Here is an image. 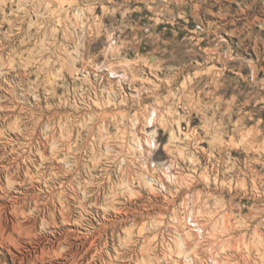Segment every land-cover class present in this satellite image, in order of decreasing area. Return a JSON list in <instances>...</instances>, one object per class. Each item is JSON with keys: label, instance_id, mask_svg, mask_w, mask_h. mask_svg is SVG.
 Returning <instances> with one entry per match:
<instances>
[{"label": "rangeland", "instance_id": "374dc122", "mask_svg": "<svg viewBox=\"0 0 264 264\" xmlns=\"http://www.w3.org/2000/svg\"><path fill=\"white\" fill-rule=\"evenodd\" d=\"M0 224V264H264V0H0Z\"/></svg>", "mask_w": 264, "mask_h": 264}, {"label": "bare ground", "instance_id": "6f19581e", "mask_svg": "<svg viewBox=\"0 0 264 264\" xmlns=\"http://www.w3.org/2000/svg\"><path fill=\"white\" fill-rule=\"evenodd\" d=\"M0 243L3 248L9 249V253H13L11 251V247H13L15 250L18 249V241L13 237V235L8 234L6 231V227L0 224ZM11 247H10V246ZM14 264H25L24 260L22 258H19L17 255L14 257Z\"/></svg>", "mask_w": 264, "mask_h": 264}, {"label": "water", "instance_id": "95a60500", "mask_svg": "<svg viewBox=\"0 0 264 264\" xmlns=\"http://www.w3.org/2000/svg\"><path fill=\"white\" fill-rule=\"evenodd\" d=\"M152 60H154V58H152Z\"/></svg>", "mask_w": 264, "mask_h": 264}]
</instances>
